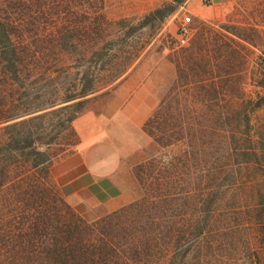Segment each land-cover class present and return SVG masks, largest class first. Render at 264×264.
Listing matches in <instances>:
<instances>
[{
	"label": "trees",
	"instance_id": "1",
	"mask_svg": "<svg viewBox=\"0 0 264 264\" xmlns=\"http://www.w3.org/2000/svg\"><path fill=\"white\" fill-rule=\"evenodd\" d=\"M80 1L0 0V264H264V28L219 32V61L196 40L181 50L173 96L142 124L164 151L136 164V176L145 168L156 186L86 221L48 168L77 142L73 118L144 44L128 50L127 35L113 49L119 29L98 11L82 17ZM45 120L74 139L38 151ZM162 205L172 212L146 215ZM139 215L147 219L131 225Z\"/></svg>",
	"mask_w": 264,
	"mask_h": 264
},
{
	"label": "rangeland",
	"instance_id": "2",
	"mask_svg": "<svg viewBox=\"0 0 264 264\" xmlns=\"http://www.w3.org/2000/svg\"><path fill=\"white\" fill-rule=\"evenodd\" d=\"M74 10L81 14L82 17L98 11L108 21H111L108 23L107 29L111 31L119 29L118 36L120 37L117 36L116 41L113 42V49H125L127 46L123 40L127 35H129V39L127 38L128 42L131 44L127 47L128 50L131 47L144 44L139 56L128 67L121 80L112 85L107 92L96 94L90 98L86 103L87 109L84 112L111 110L122 102L126 94L143 84V89L138 92L137 99L138 101H144L147 98L153 100L154 106L150 112L151 114L156 106L168 95L171 94L173 96L172 93L176 84L175 63L178 62L181 56V50L189 46L192 41L196 40L197 44L202 46L201 53L205 57H208L212 62L219 61L220 58L217 57L218 52L216 50L223 46L221 39L217 35L219 32L233 29L239 30V25L264 28V0H81L79 4H76ZM183 13H188L190 16V36L185 44L180 45L176 41L175 36L179 18ZM204 29H208L204 33L207 36L205 39H201L199 34ZM253 51L254 54L258 53L256 49H253ZM251 55L253 54H249L250 58ZM105 59L106 57L100 58L97 65L100 64V61H105ZM86 65L89 66L88 63ZM119 65H114V67L117 68ZM130 76L131 80L127 88L122 89L115 98H111L110 95L113 89ZM63 113L64 115L66 114V112H62V115ZM34 137L32 138L34 148L44 153L46 150L51 151L57 148L58 142L64 140L72 141L74 139L68 128L63 130L55 124L54 120L52 123H48L45 120L42 126L36 130V136ZM152 141L155 145V151L153 155L147 158L157 156L164 151L153 139ZM73 146L74 144L67 146L52 161L71 151ZM178 147L177 145L172 146L169 150L175 152ZM147 172L144 168L138 177L136 176V165L133 167L139 193L137 198L129 203L139 201L148 196L149 187L156 186V184H152L153 181L152 183L146 182L149 179ZM49 179L57 194L63 200L50 174ZM164 208V205L159 207V209L150 207L146 215L159 217V215L172 212ZM101 216L91 220L83 219L93 221ZM140 216H136L129 223L136 226L142 220L147 219L144 215Z\"/></svg>",
	"mask_w": 264,
	"mask_h": 264
},
{
	"label": "crops",
	"instance_id": "3",
	"mask_svg": "<svg viewBox=\"0 0 264 264\" xmlns=\"http://www.w3.org/2000/svg\"><path fill=\"white\" fill-rule=\"evenodd\" d=\"M131 76L113 89L111 98L130 84ZM135 87L113 109L85 111L71 125L78 140L71 151L49 165L63 200L82 218L94 219L137 198L133 167L153 155L155 145L142 124L150 115L151 98L138 101Z\"/></svg>",
	"mask_w": 264,
	"mask_h": 264
},
{
	"label": "built area",
	"instance_id": "4",
	"mask_svg": "<svg viewBox=\"0 0 264 264\" xmlns=\"http://www.w3.org/2000/svg\"><path fill=\"white\" fill-rule=\"evenodd\" d=\"M189 36H190V16L188 13H183L178 21L175 39L180 45H183L187 42Z\"/></svg>",
	"mask_w": 264,
	"mask_h": 264
}]
</instances>
